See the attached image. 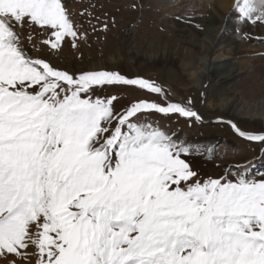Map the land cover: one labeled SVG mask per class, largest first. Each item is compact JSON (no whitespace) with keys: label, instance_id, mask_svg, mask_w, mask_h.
<instances>
[{"label":"snow or ice","instance_id":"6c2138e0","mask_svg":"<svg viewBox=\"0 0 264 264\" xmlns=\"http://www.w3.org/2000/svg\"><path fill=\"white\" fill-rule=\"evenodd\" d=\"M235 11L264 23V0H239ZM26 25L47 31L54 51L81 32L62 0H0V259L264 264V179L202 181L185 148L140 121L152 112L200 119L196 111L140 100L118 113L117 97H96L97 88L167 93L142 78L34 59ZM231 126L264 144V134Z\"/></svg>","mask_w":264,"mask_h":264},{"label":"rangeland","instance_id":"374dc122","mask_svg":"<svg viewBox=\"0 0 264 264\" xmlns=\"http://www.w3.org/2000/svg\"><path fill=\"white\" fill-rule=\"evenodd\" d=\"M223 1L225 2V0H62L71 12L75 25L81 30L75 46L73 40L68 38L62 50L54 51L45 43L50 35L47 31L26 25L22 29V35L25 37L24 47L32 58L47 60L70 73L101 70L117 72L126 78L148 80L167 93L165 97L140 89L138 86L128 85L97 88L94 93L96 97H117L115 109L118 113L140 100L158 102L162 105L188 103L198 107L201 91L187 78L186 72L180 70L170 59L161 57L160 49L164 48V42L167 40L181 43L187 35L191 41V45H188L192 53L191 58L197 63L201 53L198 43L205 40L204 32L217 25L220 15L232 14L237 24L234 31L236 38L249 48L240 46L235 51V57L231 58L238 64L235 72L228 74L229 72L225 71L212 81L215 93L213 97L218 96L219 99L221 97L219 94L223 92L221 87L226 88V85L241 88L240 95L243 97L241 106H245L248 114H255L258 123L250 127V130H246L248 131L246 133L264 134V23H243L235 11L239 0L228 6ZM219 3L223 5L220 6ZM218 6L219 11L216 9ZM152 53L158 54L162 59L154 64L150 63ZM241 109L242 107L239 111ZM233 112H236L235 108L232 109ZM216 113L221 112L213 111L210 114L219 118L220 115ZM140 121H147L185 148L186 152L182 158L199 174L202 181L209 178L232 181L240 178L251 181L264 179V168L258 171V174L247 176L239 171L242 162L252 160L253 164L264 163V144L241 137L228 121L221 119L205 121L201 118H185L180 114L156 112L141 115ZM199 139L209 141L203 143ZM210 139H215L213 151L210 146L208 147L210 150L205 149L211 145ZM30 251L34 253L35 249ZM24 262L36 264L35 256ZM17 264L23 263L18 261Z\"/></svg>","mask_w":264,"mask_h":264},{"label":"bare ground","instance_id":"6f19581e","mask_svg":"<svg viewBox=\"0 0 264 264\" xmlns=\"http://www.w3.org/2000/svg\"><path fill=\"white\" fill-rule=\"evenodd\" d=\"M234 1L235 0H225V2H223L228 6V4L233 3ZM219 5L222 6L223 4L219 3ZM216 9L219 11L220 7L218 6ZM235 29H237V24L232 14L220 15L217 19V25L212 26L208 32H204L206 34L204 37L205 40L198 43L201 53L199 56L200 59L197 63H194L191 58L192 53L188 49V45H191V41L187 38V35L184 36L181 43H178L176 40H167L164 42V48L162 49L161 47L160 50H162L161 57L166 60L170 59L171 62H174V65H177L180 68V70H183L184 73L186 72L185 74L187 78L191 80L195 88L201 91L198 107L188 103L186 104L195 110L202 120H225L236 126L239 125V129L248 132L246 130H250V127H254L255 125H258V123H256V115L252 114V116L248 114L245 106H241V98L243 99L240 95L242 94L241 88H232L226 85V88L221 87V91L223 92L219 94V96H221L219 99L217 98L218 96L213 97L215 93L213 91L214 85L212 84V81L215 80L217 75L225 73V71L229 72L228 74L235 72L238 69V64L231 60L232 57H235V51L238 50L240 46L249 48L246 44H243L240 41L238 42L236 33L234 32ZM149 46H151V44ZM162 58H159L158 54L154 53L150 57V63L154 64ZM238 95H240V97ZM241 107L242 109L239 111V108ZM233 108H235L236 112L232 113ZM213 111H220L221 113L216 114H219L221 117L219 116V118H216L214 117V114H210ZM199 140H197V143H199ZM203 141L209 140H200V142ZM210 142L211 145H208L205 149L210 150L211 148L213 151L215 139H210ZM209 146L210 148H208ZM252 162V160H249L242 162L241 165L239 164V171L245 175H255V173L264 168V163L258 162L257 164H253ZM22 263L29 264V262ZM0 264H5V261L0 259Z\"/></svg>","mask_w":264,"mask_h":264}]
</instances>
